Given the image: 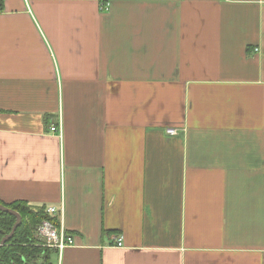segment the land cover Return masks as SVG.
<instances>
[{
    "label": "crops",
    "instance_id": "crops-1",
    "mask_svg": "<svg viewBox=\"0 0 264 264\" xmlns=\"http://www.w3.org/2000/svg\"><path fill=\"white\" fill-rule=\"evenodd\" d=\"M17 201L58 209L55 264H264V0H4Z\"/></svg>",
    "mask_w": 264,
    "mask_h": 264
},
{
    "label": "trees",
    "instance_id": "trees-1",
    "mask_svg": "<svg viewBox=\"0 0 264 264\" xmlns=\"http://www.w3.org/2000/svg\"><path fill=\"white\" fill-rule=\"evenodd\" d=\"M3 9L4 0H0V10ZM5 205L19 212L22 221L14 236L0 247V264H55L53 255L57 250L43 246V240L37 236V231L46 220L60 226L59 215L48 213L44 206L34 208L22 201ZM15 222L14 214L0 210V242L11 232Z\"/></svg>",
    "mask_w": 264,
    "mask_h": 264
},
{
    "label": "built area",
    "instance_id": "built-area-1",
    "mask_svg": "<svg viewBox=\"0 0 264 264\" xmlns=\"http://www.w3.org/2000/svg\"><path fill=\"white\" fill-rule=\"evenodd\" d=\"M109 2H106L104 4V6L102 7V9H109ZM59 130L60 131V135L62 134V127L58 126H52L51 127V131L55 132ZM170 131H176L174 129L170 130ZM47 212L50 214H54L58 212V209L55 207H50L47 208ZM37 234L44 240L45 245L51 248H55L58 249L59 251H62L63 249H65L66 247L73 245L74 244V239L73 236L69 235L66 232V229L64 228L63 225L61 226H57L54 223H52L51 221H44L38 228ZM115 244L118 246H122L123 245V238L122 237H118L115 240Z\"/></svg>",
    "mask_w": 264,
    "mask_h": 264
},
{
    "label": "water",
    "instance_id": "water-1",
    "mask_svg": "<svg viewBox=\"0 0 264 264\" xmlns=\"http://www.w3.org/2000/svg\"><path fill=\"white\" fill-rule=\"evenodd\" d=\"M0 210H1V211H5V212L12 213V214H14V215L16 216V222H15V224H14V226H13L11 232L8 233L7 235H5V236L2 238L1 242H0V247H1V246H3L4 244H6V243H7V242H8V241L14 236L16 229H17V228L19 227V225L21 224L22 217H21V215H20L19 212H17L16 210H14V209H12V208H10V207H8V206L2 204V203H0Z\"/></svg>",
    "mask_w": 264,
    "mask_h": 264
}]
</instances>
